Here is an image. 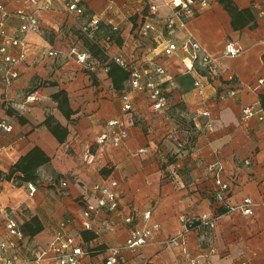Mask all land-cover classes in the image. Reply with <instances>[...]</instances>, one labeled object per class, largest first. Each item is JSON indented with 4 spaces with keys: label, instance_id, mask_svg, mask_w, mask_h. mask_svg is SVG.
<instances>
[{
    "label": "crops",
    "instance_id": "0c3cea01",
    "mask_svg": "<svg viewBox=\"0 0 264 264\" xmlns=\"http://www.w3.org/2000/svg\"><path fill=\"white\" fill-rule=\"evenodd\" d=\"M107 1L115 7L104 13ZM206 1L200 7L197 0V11L185 27L171 33L177 44L191 33L212 59L209 64L198 60L192 68L181 50L164 56L156 41L137 35L147 4L156 5L155 22L161 23L173 9L168 0H80L83 16L68 14L59 3L36 12L41 32L26 34V56L15 65L18 76L8 86L3 85L5 67L0 64V121L11 125L10 131L0 129V205L20 222L38 218L41 230L29 246H45L63 220L85 250L78 264H104L108 247L121 246L128 236L130 225L123 219L131 216L141 227V213L150 210L146 224L157 223L159 228L140 248L122 250L116 264H188V257L198 264H264V119L241 114L246 105L264 108V23L257 12L264 0H232L254 14L255 24L241 29L232 27L218 0ZM6 8L34 9L27 0H10ZM91 14L118 26L115 34L121 42L106 45L109 59L123 51L136 65L150 58L166 67V110L150 111L144 95L137 93L131 110L124 112L121 92L112 87L105 63L94 58L95 65L85 68L66 55L73 30ZM17 25L13 18L9 27L16 30ZM227 41L241 51L223 54ZM48 48L60 54L47 56ZM58 90L67 94L73 111L69 118L51 98ZM28 93L35 99L22 108ZM47 113L67 128L63 142L40 125ZM112 118H119L128 132L118 146L97 140L104 122ZM33 146L49 161L37 168L30 195L26 184L31 181L21 180L19 173L6 175ZM216 177L227 185L225 190ZM108 179L118 184L117 209H99L87 220L90 228L84 227L82 209L94 201L90 187ZM246 196L252 214L235 208ZM203 215L213 226L202 223ZM4 235L0 215V240ZM26 264L58 263L45 259Z\"/></svg>",
    "mask_w": 264,
    "mask_h": 264
},
{
    "label": "built area",
    "instance_id": "2783aa9c",
    "mask_svg": "<svg viewBox=\"0 0 264 264\" xmlns=\"http://www.w3.org/2000/svg\"><path fill=\"white\" fill-rule=\"evenodd\" d=\"M10 0H0V64L4 65V73L2 76L3 85L8 86L18 76L15 65L21 61L27 53V42L25 36L28 32H41V25L37 13L39 10H50L54 3H59L64 10L72 16H83L85 7L80 0H27L34 9L30 11L9 12L6 8ZM197 0H168V4L172 5V12L168 17L164 18L161 23L155 22L156 5L147 4V12L142 13L137 35L140 38H149L160 46L159 53L164 56H170L177 50H181L184 55L183 59L188 63V67L192 68L196 61L209 64L212 59L207 53L202 52L201 45L196 38L189 32L183 35L182 42L177 44L171 33L178 27L183 28L186 20L192 17L197 8L195 7ZM200 7L207 5L206 0H199ZM113 1H107L103 8L104 13L114 8ZM258 15L264 23V3L258 6ZM18 22L16 30H11L9 24L12 19ZM101 18L96 14L88 15L86 21L81 23L79 30L91 38L99 29ZM112 25L113 30L118 31L117 25ZM77 37H73L69 44L66 55L75 58L83 64L85 68L95 65L92 55L85 49H82L77 43ZM110 42V41H109ZM109 42H105L104 46ZM123 45V44H122ZM241 51L235 42L227 41L224 45L223 54L236 55ZM47 56H58L60 51L48 48ZM110 60L117 63L127 73V78L120 91V100L122 110L128 112L132 108V97L137 93H142L146 100L147 108L152 112L164 111L168 107L169 90L166 85L167 71L166 67L158 61L145 58L139 65L123 51L110 55ZM107 70V67L105 68ZM262 82V80H259ZM198 85V84H197ZM199 92L202 89L199 88ZM233 93V91H231ZM33 93L25 95L20 107H25L26 102L34 100ZM206 114V112H203ZM241 114L244 118L256 116L260 120L264 119V108L260 104H250L243 106ZM0 129L10 131L11 125L0 121ZM127 129L121 125L119 118H112L104 122L102 130L97 135L99 143H109L112 146H118L125 138H127ZM219 168H217L218 170ZM217 184L221 190H225L227 185L222 183L218 177ZM65 185V182H62ZM117 181L108 179L105 183H94L90 187V193L94 196L93 202H86L81 216L83 218V226L90 228L87 221L99 209L116 210L119 204V192L117 190ZM26 187L29 194L35 191L33 183L28 182ZM1 192V188H0ZM251 199L243 197L240 204L235 206L244 214H252ZM234 208V207H232ZM6 208L0 205V215H3L5 235L0 240V264H26L31 261L41 259H51L58 264H78L79 257L85 253V250L75 243L74 236L69 234L65 229V221L59 223L57 230L50 238L45 246L33 245L29 246L30 240L25 237L21 223L18 219L11 216ZM150 210H144L141 216L144 225L137 227L133 224L131 216H126L123 221L130 225L128 236L121 246L108 247V254L105 257L104 264H116L120 252L124 249H137L149 242L153 235V231L159 228L157 223L151 225L146 224L150 218ZM202 223L207 226H213L214 222L206 215L201 217ZM30 247V248H28ZM28 253L24 256L23 253ZM188 264H198L195 257H188ZM245 264H255L253 262H244Z\"/></svg>",
    "mask_w": 264,
    "mask_h": 264
},
{
    "label": "trees",
    "instance_id": "16d2710c",
    "mask_svg": "<svg viewBox=\"0 0 264 264\" xmlns=\"http://www.w3.org/2000/svg\"><path fill=\"white\" fill-rule=\"evenodd\" d=\"M218 1L231 16V24L234 29H241L244 26L252 27L255 24L254 14L249 8L239 9L232 0ZM75 33L79 35L78 40L81 41L80 47L87 50L92 55L93 59L95 58L99 62L105 63V67H107V75L111 79L112 87L115 90L122 91L123 82L127 78V73L113 60L108 59L107 54H105L104 46L105 42L111 40L117 43L121 42L119 36L116 35L117 31L113 30L111 24H104L101 21L99 23L98 31L91 38L83 34L77 27L73 30V34ZM51 98L56 102L57 108L60 112L66 118H69L73 111L69 106L66 92L64 90H58L51 94ZM262 104H264V101H262ZM40 125H45L60 143L64 141L68 132L67 128L62 126L50 113L45 115V118ZM48 161L49 157L45 152L40 147L33 146L11 165L6 176L9 178L15 173H19L21 180L34 182L37 178V168ZM20 223L25 237L29 240L41 230V224L36 216H32Z\"/></svg>",
    "mask_w": 264,
    "mask_h": 264
},
{
    "label": "rangeland",
    "instance_id": "374dc122",
    "mask_svg": "<svg viewBox=\"0 0 264 264\" xmlns=\"http://www.w3.org/2000/svg\"><path fill=\"white\" fill-rule=\"evenodd\" d=\"M74 35H75V38H76V35H77V40H76V41H77V43H79V45H81V41L78 40V36H79V35L76 34V33H75ZM66 52H67V51H66ZM105 54H106V52H105ZM108 59H109V58H108ZM31 183H32V182H31ZM23 255H24V256H28V253L24 252ZM43 260H45V259H41V260L34 261V262H42ZM32 262H33V261H32Z\"/></svg>",
    "mask_w": 264,
    "mask_h": 264
}]
</instances>
